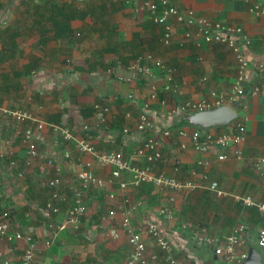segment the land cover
I'll use <instances>...</instances> for the list:
<instances>
[{"label": "crops", "instance_id": "1", "mask_svg": "<svg viewBox=\"0 0 264 264\" xmlns=\"http://www.w3.org/2000/svg\"><path fill=\"white\" fill-rule=\"evenodd\" d=\"M30 1L31 8L12 22L6 23V14L0 13V214L8 212L10 231L32 238V264H118L129 252L119 224L123 211H128L132 225L153 221L170 233L181 246L176 257L183 264H228L210 247L221 244L238 224L244 227L246 251L254 247L264 258V248L256 244L264 215L254 205L233 198L239 195L264 204V183L250 166L252 158L264 156V94L239 95L230 106L236 120L207 129L223 132L242 123L245 138L237 159L217 161L213 148L200 155L190 142L194 127L177 124L181 120L169 114L183 101L206 97L209 90L228 93L237 74L231 50L220 42L185 38L173 20L171 41L162 44L161 27L136 9L138 0ZM177 4L223 25L240 27L249 43L242 45L239 33L235 41L248 68L264 61V16L252 8L264 5V0H181ZM144 53L172 69L175 92L159 91L156 98L148 97L150 81L162 84L158 68L149 60L148 75L128 73L135 57ZM142 102L148 104L152 127L140 132L136 119ZM12 109L28 110L45 124L65 123L75 138L86 139L98 151L120 150L128 155L150 137L161 153L153 170L194 181L196 187L158 191L149 183L133 184L125 172L113 178L111 167L77 152L72 142H62L48 128L36 140L37 156L24 165L21 135L34 122L5 114L4 110ZM82 123L86 130L79 128ZM180 128L184 135L178 134ZM12 159L16 163L10 165ZM198 159L207 165H198ZM132 162L144 164L141 158ZM83 169L91 170L103 185L86 192L77 229L57 231L51 238L48 225L54 228L64 218L69 185H77V172ZM54 178L59 179L56 191L63 200L56 202L57 212H47L44 205L50 189L45 182ZM212 181L223 194L208 188ZM161 208L165 213H159ZM109 209H114L113 216H107ZM200 227L212 239L210 243L196 240L195 229ZM142 237L151 250L150 238ZM4 244L0 241V264L5 258L8 264H19L17 256L25 242Z\"/></svg>", "mask_w": 264, "mask_h": 264}, {"label": "built area", "instance_id": "2", "mask_svg": "<svg viewBox=\"0 0 264 264\" xmlns=\"http://www.w3.org/2000/svg\"><path fill=\"white\" fill-rule=\"evenodd\" d=\"M181 0H138L135 4L138 11H145L153 24L161 27L160 41L167 45L171 41L173 28L171 27L172 20L181 27V32L185 38H199L205 43L220 42L225 44L232 52L233 57L237 62V74L233 85L230 87L228 93H215L209 90L207 96L195 101H183L177 106L169 110V114L175 118H181L184 115L202 110H210L220 105H232L233 100L244 93L257 94L262 92L264 94V61L256 63L251 68H248L246 60L243 59L240 45L236 35L240 33L241 28L235 26L223 25L215 20L207 18L202 15H197L190 7L178 6ZM253 11L256 14L264 16V5L254 4ZM243 42L242 45H248L249 41L246 37L240 35ZM158 68L162 84L161 86L155 82L150 81L148 84V97L154 99L159 91L175 92V83L173 81L172 69L163 62L152 59L148 53L139 54L134 61L129 65L127 71L129 74H149L150 67L147 62ZM263 72L262 74H260ZM251 78L252 83L245 90L241 82L244 78ZM154 79V78H153ZM258 79V82H255ZM94 108L100 110L98 105ZM148 104L142 102L136 119L137 131H145L152 127V122L148 115ZM5 114L11 116L19 121L34 122L33 127H27L23 130L21 141L24 145V165H28L30 160L37 156L36 140L39 137L41 130L49 129L51 132L57 134L62 142L73 143L74 149L79 153H86L91 155L95 163L99 165H107L111 167L110 176L118 177L120 172H125L130 175L133 184L149 183L158 191L164 190H180L191 191L196 187V182L184 181L167 176L162 172H155L153 165L161 159V153L158 149L157 142L150 137L144 138L140 145H138L132 153L124 155L120 150L114 151H98L84 138H75L67 124H45L31 114L30 111L24 109L4 110ZM79 128L86 130L87 125L82 123ZM184 130L179 129L178 134L184 135ZM244 126L240 122L228 129L227 131L214 132L211 130H199L193 128L190 132V142L192 149L200 155H205L210 148H213L215 153V160L224 161L230 158H239L241 156L240 145L244 141ZM67 157V153L65 154ZM141 158L144 161L143 165L134 164L133 159ZM16 163L15 159L10 160L9 164ZM198 165H207L206 160L198 159ZM250 166L253 170L259 173L261 181L264 183V156L259 155L252 158ZM21 175V173H19ZM204 177V176H203ZM59 179H48L45 185L50 189L49 199L45 202L44 209L47 212H57L58 208L56 202L63 200L57 191L56 185ZM103 181L95 176L89 169H83L77 172V185H69L70 197L67 211L60 223L53 228L50 227V237L53 238L57 231L63 229L75 230L79 224V218L85 211L83 199L86 192L92 188L100 187ZM124 183H119V187L123 188ZM198 186V185H197ZM208 188L216 191V194H223L217 189L216 182L212 181L207 184ZM108 197H112L110 193ZM235 200L247 206L254 205L261 215H264V204L252 201L249 197H241L233 195ZM172 200V197L169 198ZM114 209L107 210V216H113ZM159 213H165V209H159ZM8 212L3 211L0 214V241L10 243L11 241L23 240L25 246L20 255L17 256L19 264H32L35 244L28 234L22 235L19 231H10L8 226ZM128 211H123L119 219L120 226L124 229L126 241L129 247V252L118 264H183L182 260L176 257V253L181 250L180 244L172 240V235L161 230L156 222L147 221L132 225L130 223ZM190 226V225H188ZM196 240L204 243H210L211 238L207 236L204 227L196 228ZM147 235L151 240V250H147V245L143 240L142 235ZM244 227L243 225H236L231 232L227 234L221 244H215L213 252L221 256L228 264H241L246 258L247 251L245 244ZM256 244L259 248H264V227L259 228L256 236ZM8 259L2 260L3 264H8ZM261 264H264L261 263Z\"/></svg>", "mask_w": 264, "mask_h": 264}, {"label": "water", "instance_id": "3", "mask_svg": "<svg viewBox=\"0 0 264 264\" xmlns=\"http://www.w3.org/2000/svg\"><path fill=\"white\" fill-rule=\"evenodd\" d=\"M237 114L230 107L220 105L219 107L190 112L178 120H182L187 125L197 128L199 130H206L209 128H220L228 125L233 119H236ZM198 243V241H195ZM212 250L214 246L210 247ZM264 258L260 255L259 251L254 247H249L247 256L241 264H261Z\"/></svg>", "mask_w": 264, "mask_h": 264}, {"label": "rangeland", "instance_id": "4", "mask_svg": "<svg viewBox=\"0 0 264 264\" xmlns=\"http://www.w3.org/2000/svg\"><path fill=\"white\" fill-rule=\"evenodd\" d=\"M31 5L32 3L30 0H0V13H2L3 17L4 13L6 14L4 18L6 23L12 22L15 17H19V15H22L21 13H24L27 9H30Z\"/></svg>", "mask_w": 264, "mask_h": 264}, {"label": "clouds", "instance_id": "5", "mask_svg": "<svg viewBox=\"0 0 264 264\" xmlns=\"http://www.w3.org/2000/svg\"><path fill=\"white\" fill-rule=\"evenodd\" d=\"M243 81V80H242ZM252 83V81H251V78H249V80H248V83L247 84H242V82H241V85H242V87L246 90L248 87H249V85ZM240 96H242V95H240ZM226 106H228V107H230V106H232V105H226ZM231 108V107H230ZM232 109V108H231ZM233 110V109H232ZM233 111H235V110H233ZM234 120H236V119H233L231 122H233ZM230 122V123H231ZM227 126V125H226ZM215 247V246H214ZM214 250V249H213ZM215 254V253H214ZM247 256V255H246ZM243 262V261H242Z\"/></svg>", "mask_w": 264, "mask_h": 264}, {"label": "trees", "instance_id": "6", "mask_svg": "<svg viewBox=\"0 0 264 264\" xmlns=\"http://www.w3.org/2000/svg\"><path fill=\"white\" fill-rule=\"evenodd\" d=\"M149 19H150V18H149ZM248 80H249L248 77L244 78L243 81H242V84H247V83H248ZM177 124H179V125H184V122L181 120V121L178 122Z\"/></svg>", "mask_w": 264, "mask_h": 264}]
</instances>
